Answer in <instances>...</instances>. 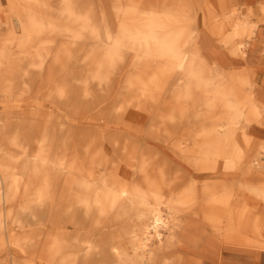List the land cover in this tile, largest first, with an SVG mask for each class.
I'll return each instance as SVG.
<instances>
[{
  "label": "bare ground",
  "instance_id": "1",
  "mask_svg": "<svg viewBox=\"0 0 264 264\" xmlns=\"http://www.w3.org/2000/svg\"><path fill=\"white\" fill-rule=\"evenodd\" d=\"M6 2L0 264H260L264 0Z\"/></svg>",
  "mask_w": 264,
  "mask_h": 264
},
{
  "label": "rangeland",
  "instance_id": "2",
  "mask_svg": "<svg viewBox=\"0 0 264 264\" xmlns=\"http://www.w3.org/2000/svg\"><path fill=\"white\" fill-rule=\"evenodd\" d=\"M7 6V2H6V0H0V8H2V7H6ZM259 77V79H260V82H262V76H258ZM185 239V238H184ZM185 247L187 248V249H185V250H187V252L185 253L186 254V256L187 257H190V256H192L193 255V249L195 248L193 245H192V242H188V243H186L185 244ZM183 252H185V251H183Z\"/></svg>",
  "mask_w": 264,
  "mask_h": 264
},
{
  "label": "crops",
  "instance_id": "3",
  "mask_svg": "<svg viewBox=\"0 0 264 264\" xmlns=\"http://www.w3.org/2000/svg\"><path fill=\"white\" fill-rule=\"evenodd\" d=\"M239 264H251L252 260L249 258V256H234ZM260 264H264V254L260 257Z\"/></svg>",
  "mask_w": 264,
  "mask_h": 264
}]
</instances>
